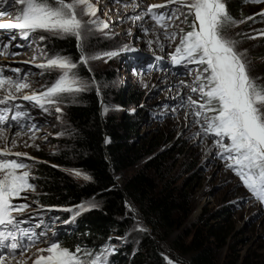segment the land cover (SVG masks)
Instances as JSON below:
<instances>
[{
	"label": "rangeland",
	"instance_id": "obj_1",
	"mask_svg": "<svg viewBox=\"0 0 264 264\" xmlns=\"http://www.w3.org/2000/svg\"><path fill=\"white\" fill-rule=\"evenodd\" d=\"M225 2L229 3L230 0H225ZM92 3L95 6L100 5L96 6L99 9L97 16L107 24L110 23L108 24L110 27L103 32L93 31L86 42L85 51L88 55L111 51L118 53L111 58L105 56L89 61L86 68L91 69L90 79L78 75L88 82L89 87L99 88L101 94L108 95L107 104L102 106V116L114 115L119 118L127 112L137 114L139 115L140 138L149 140L162 136L157 143L159 150L169 152L165 159V180L171 182L173 187H185L190 183L189 194L193 201V211L187 219V227L197 223L201 215L203 216L202 223L215 225L221 221L222 214L228 217L230 226L228 246L221 249L219 253L218 257L221 262L229 260V256L237 257L241 261L238 264H241L242 259L247 257L264 261V207L245 187H242L240 178L226 166V160L221 158L220 149L214 144L218 138L213 135H197L201 125L194 122L195 117L191 115L193 109L187 106L188 96L195 101L203 102L200 93L193 92L192 88L199 86L200 82L196 76L205 66L196 64L197 66L193 67V64L188 62L176 64L172 60V55L183 33L181 29L187 25V8L182 4H169L164 9L154 10L157 13L166 14L161 21L165 27L161 28L147 9L150 5L166 4L167 0H92ZM17 6L11 0L7 3L4 0L0 1V11L6 13L5 17L14 15ZM230 9V15L238 23L229 26L226 35L239 41L237 50L246 52L250 62V75L259 78V82L264 84V55H259L264 51V36L258 35L259 32L264 31V16L257 15L264 11V0L258 3L243 0L238 13ZM243 14L247 16L244 17ZM114 15L117 16L116 19ZM248 17H254V19L250 20ZM187 31L191 30L187 29ZM165 33H167V38ZM173 33H175L174 39L172 38ZM40 36L46 37L44 42L52 38H60L44 31L31 33V39L36 40L37 43L43 42ZM252 36L257 38L251 39ZM3 44L9 45L7 53L0 54V67L4 68V74L22 83L26 80L28 84L19 92H16L14 87L11 88L13 94L18 97L15 105L19 107L15 108L19 112L30 110L31 119L23 118L27 121L19 128L0 125V149L8 147L12 152L27 154L24 157L9 158L22 160L28 165L27 169L20 171L30 172L32 178L30 183L34 184L35 191L25 192L22 197L15 198L13 203L30 205L24 211L23 217L31 218V224L37 225L38 231L32 228L35 233L34 237L38 240L32 241L31 234V240L20 241L26 246L25 249H17L13 253L10 248L5 249L1 246L0 253L7 258L6 264H34L33 259L41 255L38 250L46 249L51 243L47 232L54 235L57 229H61L63 233H69L75 227L74 223L68 225L66 220L54 219L51 216L53 214H50L54 211L45 209L43 216L38 214L39 211L43 212L42 205L33 202L32 198L40 191L36 183L38 178L36 166L44 162L50 164L49 159L44 157L57 152V144L69 136L71 129L68 126L65 106L68 103H75L78 95L62 98L59 105L63 110L61 113H57L52 106H49V110L45 112L35 103L19 98L28 95L30 90L33 93L41 91L46 87L49 74L59 73V70L45 71L37 68L35 64L37 61L23 58L24 51L22 55H18L25 48L24 44L31 46L32 49H35V45L22 42L21 47L12 42V35H9L7 31L0 33V45ZM123 49H129L131 55L137 51L148 55L140 59L130 57V54L125 56ZM158 56L163 57L164 61L158 59ZM14 68L20 69L21 72L10 71ZM26 72L28 73L24 74ZM93 79L95 84L92 83ZM121 91H124L126 95L136 94L139 97L138 104L124 107L115 103L114 97ZM5 94V89L0 88V96L3 97ZM105 107L108 109L107 112L104 111ZM186 113H188L187 116ZM33 124L36 126L34 129L31 127ZM201 124H203L202 118ZM58 133L64 134L58 135ZM12 140L15 141L14 145L11 143ZM224 142L228 143L227 138ZM29 157L34 159H29ZM144 163L143 160L138 165L125 170L122 175H118L116 183L121 185L123 177L137 173L144 168ZM65 170L79 184L88 181L73 173L72 170L77 169L65 168ZM80 172L86 173L83 170ZM83 203L95 204V207L82 212L83 214L101 208V203L95 199L86 200ZM127 205L132 214L121 217L120 220L125 219L126 225L122 227L121 232L115 228L110 235L113 240L108 241L109 245L116 249L120 248L119 253L126 260L125 264H132L131 256L140 248L141 229L148 227L140 217L138 207L129 201ZM34 209H38V212ZM31 212H33L31 215H26ZM46 224L48 229L45 228ZM176 234L177 232H173L163 242L164 258L167 264L168 259L173 264H190L189 255H181L172 250L171 242ZM125 247H128V252L124 250Z\"/></svg>",
	"mask_w": 264,
	"mask_h": 264
},
{
	"label": "snow or ice",
	"instance_id": "obj_2",
	"mask_svg": "<svg viewBox=\"0 0 264 264\" xmlns=\"http://www.w3.org/2000/svg\"><path fill=\"white\" fill-rule=\"evenodd\" d=\"M4 2L7 3L9 0ZM11 2L19 6L17 15L12 21L0 22V30H20L24 38H28L31 33L44 31L60 38L71 36L77 41V48L80 51L78 62H74L71 57L55 54L48 58L46 63L37 64V68L59 70L60 74L46 90L19 97L25 101L35 102L45 112L49 110V106H52L57 113H61L63 110L59 105L63 97H75L89 87L88 82L78 76L76 69L81 64L86 66L91 60L118 55L116 51L98 55H88L85 51L89 35L93 31L103 32L109 25L99 19L97 16L99 9L92 0H11ZM250 2L258 3L260 0H250ZM169 4L184 5L188 13L193 16L191 31L180 37V43L172 55L173 62L205 66L196 76V79L202 82L197 88H192L193 92L200 93L203 102L195 101L191 96L187 97V106L193 109L191 115L195 117L194 122L201 125L197 135L217 137L214 144L220 149L219 154L226 160V166L240 178L243 186L256 200L264 202V84L259 82V78L250 75V62L246 52L237 50L239 41L226 35L227 28L236 25L238 21L228 12L225 0H190V2L167 0L166 4L150 5L147 9L161 28L165 27L161 21L166 14L154 10L164 9ZM5 14L0 11V16ZM257 15L264 16V11ZM258 35L264 36V31L259 32ZM165 37L167 38V33ZM172 38H175V33L172 34ZM45 39V36H40L41 41ZM8 47L7 44L0 45V54H6ZM10 71L21 72L18 68ZM92 83L95 84L94 79ZM6 85L8 87H5ZM27 86L26 82L22 83L20 80L6 76L4 68L0 67V88H4L6 93L0 99V105H9L18 99L11 91L12 87L19 92L21 88ZM97 93L99 94V88ZM8 110L7 107L0 109V125L8 121V117L4 114ZM104 111L107 112L108 109L105 107ZM21 117L31 119L28 112H17L11 119L18 122ZM31 127L34 129L36 126L33 124ZM63 134L58 133V135ZM225 138L228 143L224 142ZM11 143L14 145L15 141L12 140ZM24 156L27 154L12 152L8 147L0 149V226L13 229L0 231V246L5 249L10 248L13 253L17 249L23 250L26 247L20 242V237L27 236L28 233L19 228V225L25 222L19 217L30 207L29 204L13 203V200L22 197L25 192L35 191L34 184L30 183L32 179L30 172L20 171L27 169L28 165L22 160L9 158ZM29 159L34 158L29 157ZM72 171L76 176L91 180L86 173ZM93 207H95L93 203H82L75 209L64 210L79 215ZM17 232L20 237L17 236ZM4 241L11 242L4 244ZM38 251L41 255L34 264H108V256L113 249L110 245L103 246L99 251L80 246L69 249L53 241L46 249ZM45 252L46 255L43 254ZM6 259L0 253V264H6ZM168 264L173 262L168 259Z\"/></svg>",
	"mask_w": 264,
	"mask_h": 264
},
{
	"label": "trees",
	"instance_id": "obj_3",
	"mask_svg": "<svg viewBox=\"0 0 264 264\" xmlns=\"http://www.w3.org/2000/svg\"><path fill=\"white\" fill-rule=\"evenodd\" d=\"M242 1L230 0L226 3L228 12L232 8L238 13ZM191 17L187 12L185 29L191 27ZM42 45L50 57L63 54L74 62L79 61L80 52L74 37L52 38L48 42L43 41ZM259 55H264V51ZM76 72L87 79L92 75L83 64ZM59 74H49L47 85L52 84ZM108 99L106 93L98 94L97 89L90 86L78 94L75 103H68L65 112L71 129L69 136L57 144V152L44 157L49 159L50 164L44 162L36 166V183L40 191L33 196V202L58 207L81 204L91 199L101 203L99 210L79 215L74 212L72 219L75 227L72 233L60 231L54 241L69 249L80 246L99 251L111 238L115 228L121 232L126 225L125 219H120L132 214L127 205L129 201L138 207L140 217L149 228H144L140 233V248L133 253L132 264H167L163 242L173 232L177 234L171 242L172 250L189 255L190 264H238L240 260L237 257L227 255L230 259L222 262L218 257L221 249L228 246V217L222 214L220 219L223 222L215 225L202 223L201 215L197 223L187 227V219L193 211L190 183L185 187H173L171 182L165 180V159L169 152L159 150L157 143L162 136L149 140L140 138L137 114L127 112L119 118L114 115L102 116V106L107 104ZM138 99L136 94L126 95L124 91L114 97L115 103L124 107L137 105ZM143 160V169L123 177L121 185L116 183V174L122 175ZM65 168L83 170L91 180L79 184ZM60 213L62 218L71 216L69 211ZM124 250L129 251L128 247ZM111 256H114L109 257L111 264L126 262L120 259V254ZM241 264H264V261L247 257L242 259Z\"/></svg>",
	"mask_w": 264,
	"mask_h": 264
},
{
	"label": "bare ground",
	"instance_id": "obj_4",
	"mask_svg": "<svg viewBox=\"0 0 264 264\" xmlns=\"http://www.w3.org/2000/svg\"><path fill=\"white\" fill-rule=\"evenodd\" d=\"M107 15H108V16H112L111 14H107ZM116 17H117V16L114 15V18H115V19H116ZM112 18H113V17H112ZM3 21H4V20H3ZM3 21H1V22H3ZM108 24H110V23H108ZM113 26H114V25H113ZM109 27H110V26H109ZM24 47H27V45L24 44ZM18 78H19V77H18ZM22 81H23V80H22ZM25 81H26V80H24L23 83H24ZM41 91H42V90H41ZM34 93H40V91H38V92H34ZM31 94H33V92H29L28 95H31ZM63 213H64V212H63ZM61 215H62V214H61Z\"/></svg>",
	"mask_w": 264,
	"mask_h": 264
},
{
	"label": "water",
	"instance_id": "obj_5",
	"mask_svg": "<svg viewBox=\"0 0 264 264\" xmlns=\"http://www.w3.org/2000/svg\"><path fill=\"white\" fill-rule=\"evenodd\" d=\"M116 178H118V174L115 175V180H116Z\"/></svg>",
	"mask_w": 264,
	"mask_h": 264
}]
</instances>
